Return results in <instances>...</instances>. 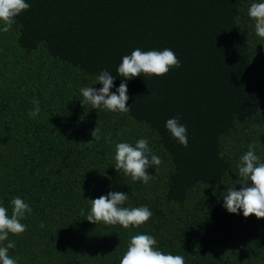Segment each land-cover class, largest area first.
<instances>
[{"label":"trees","instance_id":"obj_1","mask_svg":"<svg viewBox=\"0 0 264 264\" xmlns=\"http://www.w3.org/2000/svg\"><path fill=\"white\" fill-rule=\"evenodd\" d=\"M28 2L0 33V203L9 215L17 196L32 208L26 231L9 236V255L18 264H120L131 236L146 233L185 264H264V219L222 206L228 188L242 187L237 164L249 144L264 162V38L247 15L252 0ZM136 48H171L181 66L128 81V112L82 105L79 89L101 70L120 85L116 69ZM176 116L187 147L165 127ZM140 138L162 159L147 184L114 168L115 144ZM109 191L153 216L128 229L88 222L90 199Z\"/></svg>","mask_w":264,"mask_h":264},{"label":"clouds","instance_id":"obj_2","mask_svg":"<svg viewBox=\"0 0 264 264\" xmlns=\"http://www.w3.org/2000/svg\"><path fill=\"white\" fill-rule=\"evenodd\" d=\"M31 7L28 0H0V33H8L16 23V18ZM247 15L254 22L255 34L264 38V0H252L247 10ZM180 61L171 48L163 50L144 51L141 48L134 49L130 55L122 57L116 71L122 82L115 86L116 79L108 70H101L95 77L94 84L102 87L94 88L84 86L79 89L82 105H91L95 110H104L113 113L128 112L127 106L128 81L142 76L145 78L163 77L172 68H179ZM115 88V91H112ZM33 108L28 115L36 118L41 112L40 101L33 98ZM173 139L184 147L188 146L187 126L180 122V117L169 118L165 123ZM100 127H96L91 135L94 141L100 139L98 135ZM106 143H112L111 134L105 137ZM91 143V142H90ZM162 164L160 156L155 154L149 145L147 138H140L134 144L119 142L115 144L114 168L132 182L149 183L153 175L148 169L155 171ZM240 190L236 187L227 189L222 197L223 207L229 214H242L244 218L255 215L258 219H264V162L256 153V145L251 143L237 164ZM128 194L120 191H109L95 199H90L91 206L86 220L92 224L103 222L105 224H119L123 228L139 227L147 222L153 213L147 205L139 207H125ZM11 215L8 209L0 203V264H18V260L9 255V250L15 248V243L9 240L10 234H21L26 231L27 225L21 221L26 214L32 212L31 206L21 197L11 200ZM43 223L41 227H43ZM7 242V243H4ZM154 236L140 233L131 236L127 251L121 258L120 264H185L181 255H173L170 252L161 251Z\"/></svg>","mask_w":264,"mask_h":264}]
</instances>
